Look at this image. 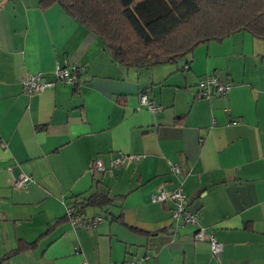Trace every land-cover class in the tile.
<instances>
[{"label":"crops","instance_id":"1","mask_svg":"<svg viewBox=\"0 0 264 264\" xmlns=\"http://www.w3.org/2000/svg\"><path fill=\"white\" fill-rule=\"evenodd\" d=\"M184 59L126 66L60 5L0 0V264H264V39L236 32ZM57 63L79 67L76 82L57 80ZM34 73L54 85L28 94ZM209 75L231 87L201 96ZM119 153L135 157L107 166ZM96 157L105 170H90ZM12 173L31 178L17 187ZM177 186L220 255L152 198ZM98 190L115 197L85 209L101 223L62 219Z\"/></svg>","mask_w":264,"mask_h":264},{"label":"trees","instance_id":"2","mask_svg":"<svg viewBox=\"0 0 264 264\" xmlns=\"http://www.w3.org/2000/svg\"><path fill=\"white\" fill-rule=\"evenodd\" d=\"M40 4L60 5L95 33L112 60L126 66L184 59L202 43L221 41L241 31L264 39V0H40ZM73 72L77 80L80 68ZM114 198L98 190L68 205L73 214L81 215L87 207H103ZM34 245L35 241L23 246Z\"/></svg>","mask_w":264,"mask_h":264},{"label":"built area","instance_id":"3","mask_svg":"<svg viewBox=\"0 0 264 264\" xmlns=\"http://www.w3.org/2000/svg\"><path fill=\"white\" fill-rule=\"evenodd\" d=\"M76 69V66L68 67L67 65L57 63L54 74L57 80L63 81L65 84H72L76 82V75L73 72ZM54 82L55 81L53 80H44L42 73L27 74L21 80L23 89L28 94L41 92L47 88H51L54 85ZM230 87V83L222 82L215 75H209L200 78L197 82L199 93L205 98H209L213 95H224ZM140 102L148 109L156 110V106H154L145 96L140 97ZM235 123V120L232 121V124ZM134 157L135 156L133 154L119 153L110 158L107 166H116L125 162L127 159ZM107 166L102 162L100 158L96 157L95 159H93L90 165V170L102 171L105 170ZM171 169L174 172H177L179 170V167L176 164H171ZM11 177L13 185L17 187L26 185V183L31 178L30 175L26 173H12ZM152 198L157 200L171 199L174 202L171 210V216L174 218V220L179 223L193 225L194 238L198 240L207 239L210 243L212 254L215 256L221 254L223 243L216 239L212 233H209L204 225L200 224V214L198 211L190 209L187 196L181 186H177L171 190L161 188L152 194ZM66 214L69 216V220L73 224L78 226L96 225L98 223H101L105 219V216L99 213L93 215H87L85 213H82L81 215H75L73 214V211L69 205L67 207ZM146 257L147 255L145 254L129 257L126 258L122 264H140L141 261H143ZM82 264H88V262L84 260L82 261Z\"/></svg>","mask_w":264,"mask_h":264},{"label":"water","instance_id":"4","mask_svg":"<svg viewBox=\"0 0 264 264\" xmlns=\"http://www.w3.org/2000/svg\"><path fill=\"white\" fill-rule=\"evenodd\" d=\"M176 63H177L178 65L184 64V63H185V59H177V60H176Z\"/></svg>","mask_w":264,"mask_h":264}]
</instances>
